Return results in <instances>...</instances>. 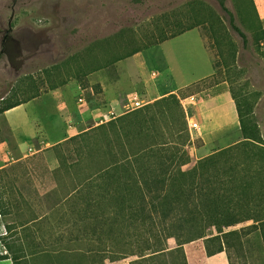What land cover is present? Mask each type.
<instances>
[{
  "label": "trees",
  "instance_id": "obj_1",
  "mask_svg": "<svg viewBox=\"0 0 264 264\" xmlns=\"http://www.w3.org/2000/svg\"><path fill=\"white\" fill-rule=\"evenodd\" d=\"M218 1L228 13L232 27L246 41L247 34L237 25L226 0ZM202 23H209L224 65L223 71L203 80L202 86L221 80L229 82L242 134L247 139L249 158L253 163L264 162V147L262 151L261 147L250 148V144L260 146L256 142L264 140L259 125L252 119V108L239 99L233 88L236 50L233 45L225 47L216 23L198 20L165 33L152 44ZM148 47L150 45L127 52L112 63ZM93 52L83 57L73 73L83 89L91 85L88 75L102 67ZM68 81L67 77L54 79L49 89ZM42 92L38 87L32 95L9 101L0 107V114ZM246 105L248 112L244 109ZM191 143L182 103L179 96L172 93L56 144L59 167L50 173L61 184L54 189L58 199L57 214L23 223L34 222L39 230L38 245L43 248L33 254L48 255L53 264H80L103 250V247H95L96 241L101 245L108 240L129 244L133 251L113 259L116 261L137 254L135 237L137 242L147 243V249L159 248L160 252L134 259L131 264H189L184 244L191 240L187 225L196 216L205 233L204 246L209 257L226 251L233 262L234 257L244 256L246 236L259 230L264 241V174L244 172L233 146L200 158L186 171L183 165L191 159ZM24 164V161L19 162V165ZM0 173L7 175L5 169ZM3 212L0 209V213ZM156 219L162 221L161 225L156 226ZM248 221L252 223L236 227ZM170 236L177 237L178 247L167 248L166 239ZM82 241L88 244L86 251L76 247Z\"/></svg>",
  "mask_w": 264,
  "mask_h": 264
},
{
  "label": "rangeland",
  "instance_id": "obj_2",
  "mask_svg": "<svg viewBox=\"0 0 264 264\" xmlns=\"http://www.w3.org/2000/svg\"><path fill=\"white\" fill-rule=\"evenodd\" d=\"M226 5L233 11L237 25L247 34L246 41L232 27L228 13L222 9L218 0H0V107L9 101L32 95L38 87L43 93L49 91V84L54 79L67 77L69 81L76 80L73 73L78 69V63L91 51L99 57L102 66L88 75L94 87L107 78L115 81L119 66L124 74L129 75L130 81L140 84L144 76L147 77V69L143 71L142 66L131 58L134 54L130 58L112 62L127 52L147 45L153 46L152 43L165 33L169 34L198 20H207L216 23L225 47L233 45L236 50L233 88L239 99L251 106L252 119L259 125L264 136V17L259 13L260 0H226ZM261 5L264 6V0ZM153 54L158 55L159 59L152 61L150 56ZM142 57L145 58L146 68L149 57V67H155L157 72L162 73L156 82H163V88L182 85L191 78L204 74L207 68V59L195 30L148 51L146 48ZM150 70L149 73L152 72ZM202 85L201 82L182 89L179 95L197 94ZM136 89L144 104L148 100L154 102L165 97L149 96L146 84L138 85ZM92 94L91 90L86 93L95 103L96 99L92 98ZM129 95L124 94L126 103ZM248 105L244 107L246 112L249 111ZM130 109L129 102L122 108ZM198 116L201 119V115ZM100 120L97 119L96 122ZM93 123L83 124L81 128ZM74 124L77 122L74 121ZM1 128L0 135L9 139V128L0 118ZM217 134L203 122L202 130L193 134V154H190V161L183 165L186 171H190L199 160L197 149L202 148L209 155L242 138L241 134L236 141H226L223 134L216 136ZM254 145L250 144L252 150L261 147L262 151L263 146ZM27 152L31 150L28 149ZM23 161L25 164L22 166L12 162L7 167L9 176L0 174V182L13 179L26 194H31L34 189L48 190L55 178L47 173L45 159L30 155ZM253 164L258 168L255 171L264 174V162ZM243 165L246 170L244 167L251 164L247 160ZM9 218L2 216L0 221ZM156 220V226L161 225L162 221ZM192 221L187 225L191 238L187 243L196 245V248H189V264H264V241L259 230L244 238V256L234 257L231 262L226 251L212 257L206 255L203 228L196 216H193ZM251 223L252 221H248L236 227ZM158 229L157 227L156 231ZM176 232L179 233L177 228ZM171 237L174 236L166 239L168 248L171 246ZM172 243L175 242L172 240ZM95 244L96 248L103 247V250L80 264H106V261H113L133 251L129 244L114 243L111 240L106 244L101 245L97 241ZM76 247L86 251L88 244L82 241ZM176 247L178 245L174 244L169 249ZM134 249L137 254L128 256L132 260L160 252L159 248L147 249V243L137 242L135 237ZM185 252L188 257L186 249ZM39 258V261H46L41 255Z\"/></svg>",
  "mask_w": 264,
  "mask_h": 264
},
{
  "label": "crops",
  "instance_id": "obj_3",
  "mask_svg": "<svg viewBox=\"0 0 264 264\" xmlns=\"http://www.w3.org/2000/svg\"><path fill=\"white\" fill-rule=\"evenodd\" d=\"M261 4L262 0H260L259 13L263 18L264 6ZM194 30L206 56L207 68L204 74L195 76L182 85L171 88H168V86H165V88L161 87L164 83L160 84L156 80L162 73L157 72L158 69L155 67H149V57H147L146 68L145 58L142 57L145 49L135 53L131 57L142 66L143 71L147 69V77L144 76L140 84L130 81L129 75L124 74L122 68L119 66L118 77L115 81H110L107 78L106 80H102L101 84L99 83L97 87H94V83L91 81L92 86L83 89L77 80H71L58 88L50 89L45 93L42 92L39 96L1 113L0 118L8 126L11 137L8 139V137L0 135V172L5 169L7 175L0 174L9 176L10 172L7 167L12 162H16L19 165L20 161L32 155V157L41 156L45 159L46 171L52 175L50 171L59 167V159L54 146L74 135L80 134L129 111L122 110L124 106L128 105V102L126 103V100H124V94L127 93L129 95L131 92L137 91L136 87L141 84H146L147 94L151 97L158 95L163 97L176 93L182 103L187 122L188 117L198 120L202 124V127L203 122H205L215 133L223 134L224 140L236 141L238 135L241 136L242 134L241 123L237 105L227 80H221L206 87L202 86L197 94L179 95V91L182 89L201 83L203 80L220 73L224 69L222 58L209 23H202L178 36L148 47L147 51L150 48L166 44L170 40L182 38V36ZM150 58L152 61H155L159 59V56L153 54ZM149 70L152 72L149 73ZM89 90L93 93L92 98L96 99L95 103L86 95ZM190 95L197 97L196 102L189 103L186 100L184 101L185 104H183L182 100ZM80 98L83 99L82 102ZM149 102L153 101L148 100L147 103ZM119 110L122 111L115 115ZM198 111L202 120L198 116ZM97 119H101L100 122H96ZM74 121L77 124H74ZM92 122L94 123L91 126H87L88 123ZM83 124L87 125L82 129L81 126ZM202 127L200 130H202ZM0 130L1 134L2 128ZM200 130H195L193 133L189 130L192 140L193 134ZM218 134L216 136H220ZM262 137L264 139L263 134ZM246 141L247 139L242 134V138L237 142H231L232 144L229 146L235 148L241 167L244 166L243 163L245 164L247 160L250 161L251 165L244 167L246 170L242 167L244 172L263 174V172L255 171L258 168L255 167L256 165L253 166L254 164L249 158ZM256 143L264 147V140L263 143ZM194 145L193 141L189 145L191 155L193 154L191 147H194ZM28 149L31 152L28 153ZM197 152V155L200 154L198 156L200 158L208 155L203 152L202 148L197 149ZM17 184L18 182L13 179H5L0 182V209L4 211L0 213V218L2 216L10 217L9 219H5L6 221H0V264H15L14 259H17L19 264H53L48 255H41V257L46 258V261L43 262L39 261L40 255L33 254V252L36 253L39 249L43 248L38 245L39 230L34 226V222L25 225L23 223L43 217L51 218L57 214L55 206L58 203V199L53 195V190L61 184H58L54 180L48 190L38 191L39 189H34L31 194L24 193ZM2 190L3 192L1 193ZM27 225H30L29 229ZM33 229H36V231H33ZM172 240L176 246L178 245L176 238L171 237L169 241V245L171 246L169 248L174 247ZM184 247L188 252L189 258V248H196V245L191 246L190 243H187L184 244ZM203 247L205 249L204 245ZM131 260L129 257H125L116 261H106V264H131Z\"/></svg>",
  "mask_w": 264,
  "mask_h": 264
},
{
  "label": "built area",
  "instance_id": "obj_4",
  "mask_svg": "<svg viewBox=\"0 0 264 264\" xmlns=\"http://www.w3.org/2000/svg\"><path fill=\"white\" fill-rule=\"evenodd\" d=\"M129 106L131 109H136L138 107L143 106L144 101L142 100V98H140L139 93L137 91H133L130 93L129 95ZM188 100L189 103H195L197 100V97L195 95H190L189 97L185 98L182 100L183 104H185L184 101ZM80 101L82 102L83 99L80 98ZM202 127V124L198 121L195 120L191 117H188V128L191 131V133H193V131H197L200 130Z\"/></svg>",
  "mask_w": 264,
  "mask_h": 264
}]
</instances>
